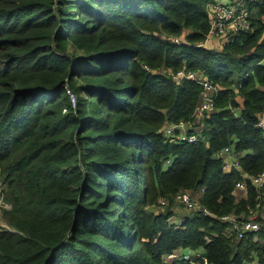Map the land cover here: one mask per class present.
<instances>
[{
  "label": "trees",
  "instance_id": "trees-1",
  "mask_svg": "<svg viewBox=\"0 0 264 264\" xmlns=\"http://www.w3.org/2000/svg\"><path fill=\"white\" fill-rule=\"evenodd\" d=\"M208 1L0 0V264H190L164 259L178 247L264 262V179H249L264 170V0H244L248 27L220 46L202 44ZM179 68L219 85L201 116ZM180 189L200 208L173 221ZM249 209L259 228L234 237L221 216Z\"/></svg>",
  "mask_w": 264,
  "mask_h": 264
},
{
  "label": "built area",
  "instance_id": "built-area-1",
  "mask_svg": "<svg viewBox=\"0 0 264 264\" xmlns=\"http://www.w3.org/2000/svg\"><path fill=\"white\" fill-rule=\"evenodd\" d=\"M207 13L209 26L206 35L202 40V44H204L208 38L214 36L224 35L225 39H227L238 30L247 28L249 24V9L244 4V0H235L233 2L228 0H209L207 2ZM177 38L178 37H175L174 39L176 40ZM260 61L264 62L263 59ZM170 78L174 82H179L183 78H193L200 84L201 88L199 91L198 100L193 108V114H195V116H201L204 112L210 110L213 107L214 92L217 90L219 85L207 79L202 72L179 68L170 72ZM65 89L68 92L70 101L73 105L75 96L69 88L66 87ZM260 116H264V106L262 107L261 112L258 114L257 120V124L260 125L264 130V119ZM186 125L187 122L183 120H179L178 122H168L162 126L163 133L166 135L172 134L174 137H178L179 135L173 134L174 128L180 127L182 130ZM195 137V133H189L187 135L188 139H194ZM223 148L226 149L227 147L224 146ZM168 160L169 159H166V162ZM234 165H238L237 161L234 162ZM249 179L255 186H259L264 179V170L250 175ZM233 187L235 192H244L246 189V182L241 178L237 179ZM173 199L183 204L190 210L200 208L195 192L191 191L190 189L177 190L173 194ZM2 205L4 207L9 206V204L5 202ZM202 209L205 211L204 208ZM221 218L229 222L228 228L234 237H241L247 231H256L260 226V222L256 219V212L252 209H249L248 213L243 217H236L232 213H227L222 215ZM189 253H193L196 260H194L193 257H189ZM163 257L166 260L173 258H187L190 264H198V262L201 264H210L205 257L203 250H200L199 247H178L166 252ZM242 264H264V262H260L254 258L244 261Z\"/></svg>",
  "mask_w": 264,
  "mask_h": 264
},
{
  "label": "crops",
  "instance_id": "crops-1",
  "mask_svg": "<svg viewBox=\"0 0 264 264\" xmlns=\"http://www.w3.org/2000/svg\"><path fill=\"white\" fill-rule=\"evenodd\" d=\"M223 40H225V36L224 35L214 36V37L208 38L204 44H206L207 46H220V44H221V42ZM260 117H262L264 119V116H260ZM176 128L179 129V132L181 131L180 127H176ZM179 132H178L177 135L180 134ZM226 147H227L226 149L225 148H222L220 150V155L222 157L223 168L227 170L231 166H235L234 165V162L237 161V159H236V156H235V159H234L232 157V155L229 153V146L226 145ZM224 150H226V152ZM234 155H235V153L233 151V156ZM243 175H245V174H243ZM236 193H238V194H244V192H236ZM179 204H181V203H179ZM181 205L183 206V208L181 210H175V209L172 208L173 209V213L170 216L171 220H173V221L180 220L183 216L187 215L190 212V209L189 208H187L183 204H181ZM199 249L200 250H203L201 247H199Z\"/></svg>",
  "mask_w": 264,
  "mask_h": 264
},
{
  "label": "rangeland",
  "instance_id": "rangeland-1",
  "mask_svg": "<svg viewBox=\"0 0 264 264\" xmlns=\"http://www.w3.org/2000/svg\"><path fill=\"white\" fill-rule=\"evenodd\" d=\"M229 153L232 155V157L235 159V155L233 156V142H231L229 145ZM226 152V150H224ZM172 208L175 209V210H181L183 208V206L181 204H179L178 202H174L172 204ZM0 225H6V223L4 222V220L2 219V216L0 215ZM189 257H193L194 260L195 259V255H193V253H189L188 254Z\"/></svg>",
  "mask_w": 264,
  "mask_h": 264
}]
</instances>
